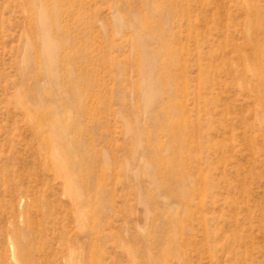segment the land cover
Listing matches in <instances>:
<instances>
[{
    "label": "rangeland",
    "instance_id": "rangeland-1",
    "mask_svg": "<svg viewBox=\"0 0 264 264\" xmlns=\"http://www.w3.org/2000/svg\"><path fill=\"white\" fill-rule=\"evenodd\" d=\"M43 2L0 0V264H264V0Z\"/></svg>",
    "mask_w": 264,
    "mask_h": 264
},
{
    "label": "bare ground",
    "instance_id": "bare-ground-1",
    "mask_svg": "<svg viewBox=\"0 0 264 264\" xmlns=\"http://www.w3.org/2000/svg\"><path fill=\"white\" fill-rule=\"evenodd\" d=\"M35 2H42L44 5H45V3L43 2L44 0H34ZM48 17H49V15H48V10H47V8H46V6H45V8L43 9V10H41V12H40V18H42V20L44 19V20H48ZM52 76L53 77H55L56 76V68L54 69V71L52 72ZM57 79V78H56ZM58 82V81H57ZM154 98V97H153ZM60 127V126H59ZM56 139V138H55ZM59 140V139H58ZM70 140V139H69Z\"/></svg>",
    "mask_w": 264,
    "mask_h": 264
}]
</instances>
